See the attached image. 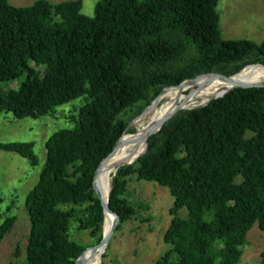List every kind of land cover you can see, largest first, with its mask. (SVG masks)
Instances as JSON below:
<instances>
[{
    "label": "trees",
    "instance_id": "16d2710c",
    "mask_svg": "<svg viewBox=\"0 0 264 264\" xmlns=\"http://www.w3.org/2000/svg\"><path fill=\"white\" fill-rule=\"evenodd\" d=\"M217 3L98 0L89 17L81 0L25 7L0 0V112L36 119L87 98L77 125L45 141L44 167L25 199L24 264H73L86 246L70 239L72 221L93 245L101 241L104 217L93 176L118 139L136 133L127 128L129 115L198 75L221 80L248 65L264 66V39L220 36ZM23 75L17 89L1 87ZM0 149L37 164L33 143ZM139 154L111 179L108 206L118 227L136 210L126 195L130 180L154 182L173 198L163 234L170 248L155 264H238L248 231L256 224L264 232V87L236 88L179 111ZM182 209L186 217L178 216ZM13 222L2 221L0 239Z\"/></svg>",
    "mask_w": 264,
    "mask_h": 264
},
{
    "label": "rangeland",
    "instance_id": "374dc122",
    "mask_svg": "<svg viewBox=\"0 0 264 264\" xmlns=\"http://www.w3.org/2000/svg\"><path fill=\"white\" fill-rule=\"evenodd\" d=\"M35 1L8 0L11 5L19 7L30 6ZM45 1L57 4L74 0ZM97 1L81 0V13L89 17L93 16ZM216 12L220 36L224 40H248L260 43L264 39V0H218ZM24 78L23 75L15 81L2 83L1 87L17 89ZM205 83L210 86L216 84L209 81ZM196 88L195 86L187 89L186 94H198L200 88L191 91ZM184 90L178 93L180 97L185 96ZM86 102L85 96L79 97L55 107L47 115L36 119L18 120L11 113L0 112V144L33 143V152L38 160L37 164L32 166L27 159L18 154L0 149V224L7 217L14 218L11 228L0 239V264H24L30 231L25 199L44 167L45 141L56 131L75 127L79 109ZM136 112L128 116L129 129H133L132 133L137 131V121L142 117L137 120L139 115L135 116ZM112 177H110V189ZM126 195L132 206L136 208L134 215L120 227L117 225L101 256L100 263L98 257L88 264H155L170 248L163 241V234L171 220L169 209L173 204V198L168 190L154 182L137 181L133 177L128 183ZM68 207L64 206L63 209ZM186 215L185 209L178 212L179 217ZM69 237L86 248L92 247L94 243L88 232L79 230L78 224L73 221ZM263 249L264 232L255 224L246 235L238 264H259Z\"/></svg>",
    "mask_w": 264,
    "mask_h": 264
},
{
    "label": "bare ground",
    "instance_id": "6f19581e",
    "mask_svg": "<svg viewBox=\"0 0 264 264\" xmlns=\"http://www.w3.org/2000/svg\"><path fill=\"white\" fill-rule=\"evenodd\" d=\"M249 69H253V71L251 73H244V71ZM207 81L214 82L216 84L213 86L206 85L205 82ZM259 81H264V66H251L245 68L242 72L235 75L233 80L228 78L217 80L213 79L212 77L200 76L194 80H185L178 86L166 88L164 91H162L157 101L154 102V104H152V106L149 107L148 110L137 121L138 126L136 133L123 139L120 146L115 150V152H113L104 165L99 168L98 176L94 185L96 191L101 194L104 201L108 199L107 185L110 183V177L116 174L120 167L128 166L124 165V163L129 159L135 158L139 153V149V156L141 155L142 149L146 144L145 137L147 132L157 125L158 120L161 121L172 110L180 105L190 108L192 106L204 104L212 98L222 95L235 84L243 85ZM195 86L201 89L198 94H188L182 97L179 96L178 93L180 91L184 89H190ZM171 88L175 89L164 93L166 90ZM133 163L134 162H132V164ZM112 223L113 217L106 215L103 223V235H106L109 232ZM101 250L102 247L86 251L79 259V264H88L92 259L100 257L99 253Z\"/></svg>",
    "mask_w": 264,
    "mask_h": 264
},
{
    "label": "water",
    "instance_id": "95a60500",
    "mask_svg": "<svg viewBox=\"0 0 264 264\" xmlns=\"http://www.w3.org/2000/svg\"><path fill=\"white\" fill-rule=\"evenodd\" d=\"M251 66H261V64H252V65H248L247 67L245 66L244 68H242L240 71H238L237 73H235L234 75H230V74H222L223 76L227 77L228 79L230 80H233L234 76L239 74L240 72H242L245 68H248V67H251ZM204 75H214L213 73H208V74H202V75H198L197 77L195 78H198L200 76H204ZM191 80V79H190ZM194 80V79H193ZM170 87H173V86H170ZM260 87H264V81H259V82H255V83H248V84H243V85H240V84H235L233 86H231V88H229V90H227L225 93H223L222 95L218 96V97H215V98H212L211 100H214V99H217V98H221L223 97L227 92L233 90V89H236V88H260ZM169 88V87H167ZM166 88H164L163 90H165ZM162 90V91H163ZM162 91L160 92V94L162 93ZM160 94L150 103L149 106H147L143 112L137 117V120L148 110L149 107L152 106V104H154V102L157 101V99L159 98ZM211 100H209L208 102L204 103V104H201V105H198V106H192L190 108H186L184 105H180L178 106L177 108H175L174 110H172L168 115H166L161 121H159V123L157 125H155L152 129H150L147 134H146V137H145V143H146V147H147V139L155 134L156 132H158L160 130V128L162 127V125L167 121L169 120L173 115H175L176 113H178L179 111L181 110H191V109H195L197 107H203V106H206ZM130 124L128 125L127 128H129ZM124 135V134H123ZM123 135L118 139L117 143L115 144V146L113 147L112 151L100 162V164L98 165L95 173H94V176H93V184H92V188L95 192V195L96 197L98 198V200L100 201L101 203V206H102V209H103V217L105 218L106 215H109V216H112L113 217V223L111 225V228L109 230V232L106 234V235H102V239L101 241L97 244V245H94L92 247H89V248H86L83 253L75 260L74 264H79V259L83 256V254L88 251V250H94L96 248H99V247H102V250L101 252L99 253V256H100V260H101V256L103 255L105 249H106V246L111 238V236L113 235V232L114 230L116 229L117 225H118V222H119V218L117 216L116 213H114L113 211L110 210L109 206H108V199L106 201L103 200L101 194L99 192L96 191L95 189V186H94V181H95V176L99 170V168L104 165V163L108 160V158L113 154V152H115V150L120 146L121 144V139L123 137ZM146 151V149H145ZM144 151V153H145ZM143 153V154H144ZM142 154V155H143ZM141 155V156H142ZM140 158V157H139ZM138 158V159H139ZM132 163L130 164H124V165H131ZM115 175V174H114ZM113 175V176H114ZM107 190H108V196H109V192H110V183L107 185Z\"/></svg>",
    "mask_w": 264,
    "mask_h": 264
}]
</instances>
